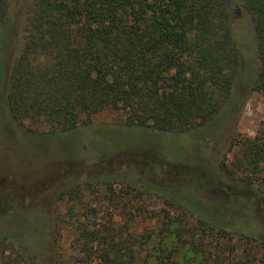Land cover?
Returning a JSON list of instances; mask_svg holds the SVG:
<instances>
[{
  "label": "trees",
  "instance_id": "1",
  "mask_svg": "<svg viewBox=\"0 0 264 264\" xmlns=\"http://www.w3.org/2000/svg\"><path fill=\"white\" fill-rule=\"evenodd\" d=\"M10 1L0 0V35L8 24ZM244 9L260 61L251 86L264 96V0H31L22 46L8 76L4 99L8 115L30 130L59 133L85 126L95 113L112 109L128 127L161 133L196 131L220 116L230 102ZM238 143L239 155L221 170L231 183L263 195L264 120L254 136ZM123 181L128 187L132 183L131 190L138 195L158 193L135 179ZM76 187L80 186L67 188L61 196L80 199L76 205L81 211L73 213L71 204L68 218L54 222L57 231L70 223L71 250L53 248L50 264H191L175 262L176 250L160 245L163 236L145 247L150 231L133 233L128 221L91 220L88 213L93 208ZM163 201L177 214L167 211L159 217V232H174L182 244L188 238L183 233L195 229L235 234L264 246L263 231L252 228L249 211L236 213L200 198L193 206L166 196ZM191 218L194 223H189ZM195 251L192 257L207 258ZM0 263L36 264L16 229L0 228Z\"/></svg>",
  "mask_w": 264,
  "mask_h": 264
},
{
  "label": "rangeland",
  "instance_id": "2",
  "mask_svg": "<svg viewBox=\"0 0 264 264\" xmlns=\"http://www.w3.org/2000/svg\"><path fill=\"white\" fill-rule=\"evenodd\" d=\"M30 3L10 1L8 24L0 35V228L16 229L36 264H50L53 248L71 250L70 223L57 231L54 222L61 216L68 218L71 204L75 205L73 213L81 211L76 205L80 199L61 196L62 191L78 184V194L82 193V199L93 208L88 213L91 220L100 224L128 221L133 233L150 231L145 247L157 244L163 236L160 245L176 250L175 262L250 264L259 258L264 260V246L246 242L238 235L191 229L183 233L188 238L182 244L174 232L161 234L162 224L157 221L167 211L177 214L165 204L164 196L191 206L200 198L236 213L249 211L252 228L264 235V194L231 183L221 170L224 163L230 164L239 155V139L254 136L264 120V96L251 86L260 61L245 9L238 28L239 66L230 102L214 121L189 133H161L128 127L118 112L105 109L95 113L85 126L47 133L13 121L4 104ZM105 176H114V181L85 183ZM123 178L152 185L160 195H138L131 190L132 183L128 187ZM182 192L186 193L184 198L180 197ZM133 195L135 200H127ZM188 221L194 223L192 218ZM191 232L196 234L189 237ZM195 250L198 256L207 258L192 257Z\"/></svg>",
  "mask_w": 264,
  "mask_h": 264
}]
</instances>
